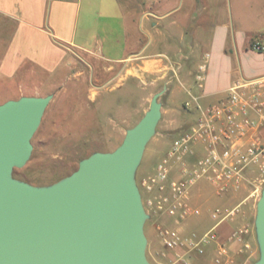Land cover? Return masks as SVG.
I'll list each match as a JSON object with an SVG mask.
<instances>
[{
	"label": "rangeland",
	"instance_id": "obj_1",
	"mask_svg": "<svg viewBox=\"0 0 264 264\" xmlns=\"http://www.w3.org/2000/svg\"><path fill=\"white\" fill-rule=\"evenodd\" d=\"M176 1L181 10L178 8L171 18L163 20L156 31L160 32L155 36L156 43H153V38L151 40L150 49L164 55L153 71L145 73V76L134 72V76L113 78L114 72L109 71L108 66L117 67L114 62L84 57L83 63L72 61L71 69L49 78L48 90L41 86L38 94L50 93L52 98L31 139L32 151L28 161L12 173L13 179L36 187L60 181L74 172L81 160L93 153L112 152L120 146L126 131L139 122L149 109L152 98L158 94L161 116L134 174L147 215L143 233L147 240L146 259L150 264H165L169 259L160 230L179 231L181 235L197 234L210 222L208 213L188 216L176 222L149 205L153 194L143 185V181L155 173L172 140L195 121L197 104L194 98L200 106H205V101L199 97L201 90L194 81V73L210 37L201 27L209 23L208 13L210 16V12L223 13L225 10L233 21V32L238 29L260 31L264 23L263 16H252L264 14V0H257L255 4L249 0H229V6L226 0H208L211 3L209 8H206V0H194L192 6L188 4L189 0ZM172 4L169 0L167 7ZM185 14L186 18L183 17ZM172 22L178 24L171 25ZM10 84L12 89L13 83ZM52 85L57 89H50ZM10 89L0 90V103L12 95ZM251 170L250 183L245 182L242 191L253 189L252 183L258 173L255 168ZM263 186L264 183L253 196L254 213ZM189 191L191 205L204 191L217 198L207 182H198ZM258 258L257 252L255 261ZM186 260L191 261L189 257Z\"/></svg>",
	"mask_w": 264,
	"mask_h": 264
},
{
	"label": "crops",
	"instance_id": "obj_2",
	"mask_svg": "<svg viewBox=\"0 0 264 264\" xmlns=\"http://www.w3.org/2000/svg\"><path fill=\"white\" fill-rule=\"evenodd\" d=\"M168 1L0 0V90L10 89L13 83L12 95L4 96L5 101L0 105L22 97L50 95L38 94L41 86L46 89L49 78L71 69L72 61L80 63L84 57L114 62L117 67L108 66L114 72L113 78L134 76V72L145 76L164 57L150 49L152 38L156 43L155 36L160 35L157 28L178 12L177 1L172 0L173 4L167 7ZM226 1L229 6V0ZM249 1L255 4L257 0ZM194 3L188 1L191 6ZM209 3L206 0V8ZM225 11L210 12V16L208 13L209 23L201 27L210 35L200 60L208 55L204 87L199 96L205 106L225 99L228 87L235 80L264 78V51L252 49L254 43L264 46V23L260 31L238 29L234 33L233 21ZM252 16L261 18L264 14ZM52 86L50 89H57ZM261 133L264 135V128ZM243 189L217 198L204 191L195 198L192 206L199 210V215L208 213L210 221L197 234L213 229L217 238L203 255L166 250L169 259L165 264H215L218 258L226 264H255L258 245L254 195L251 190ZM221 206H237L238 214L231 220L216 223L210 214ZM242 229L246 232L237 238L236 232Z\"/></svg>",
	"mask_w": 264,
	"mask_h": 264
},
{
	"label": "water",
	"instance_id": "obj_3",
	"mask_svg": "<svg viewBox=\"0 0 264 264\" xmlns=\"http://www.w3.org/2000/svg\"><path fill=\"white\" fill-rule=\"evenodd\" d=\"M158 94L114 151L93 153L46 187L12 178L28 161L31 139L52 96L0 105V264H150L147 219L134 174L161 116ZM264 264V186L254 218Z\"/></svg>",
	"mask_w": 264,
	"mask_h": 264
},
{
	"label": "built area",
	"instance_id": "obj_4",
	"mask_svg": "<svg viewBox=\"0 0 264 264\" xmlns=\"http://www.w3.org/2000/svg\"><path fill=\"white\" fill-rule=\"evenodd\" d=\"M252 49L263 52L264 46L254 43ZM208 55L197 66L194 81L204 87ZM197 116L186 130L172 140L155 173L143 181L153 194L149 205L164 212L176 222L199 215L190 203V188L207 182L218 197L238 192L255 168L257 178L251 194L258 193L264 183V78L238 79L227 89L225 99L200 106ZM188 105V104H186ZM238 214L237 206L216 207L210 214L219 223ZM246 230L236 232L239 238ZM163 246L168 251L182 250L187 255H203L217 235L213 229L203 234L181 235L179 231L160 230ZM215 264H226L218 258Z\"/></svg>",
	"mask_w": 264,
	"mask_h": 264
},
{
	"label": "trees",
	"instance_id": "obj_5",
	"mask_svg": "<svg viewBox=\"0 0 264 264\" xmlns=\"http://www.w3.org/2000/svg\"><path fill=\"white\" fill-rule=\"evenodd\" d=\"M186 128H187V127H186ZM186 128H185L181 133H183V132L186 130ZM181 133H180V134H181ZM180 134H179V135H180ZM179 135H177V136H179Z\"/></svg>",
	"mask_w": 264,
	"mask_h": 264
}]
</instances>
